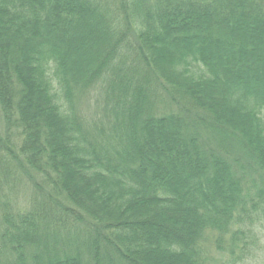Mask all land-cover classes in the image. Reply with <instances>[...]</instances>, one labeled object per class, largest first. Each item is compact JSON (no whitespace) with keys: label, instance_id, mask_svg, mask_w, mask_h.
<instances>
[{"label":"trees","instance_id":"1","mask_svg":"<svg viewBox=\"0 0 264 264\" xmlns=\"http://www.w3.org/2000/svg\"><path fill=\"white\" fill-rule=\"evenodd\" d=\"M263 225L264 0H0V264H245Z\"/></svg>","mask_w":264,"mask_h":264},{"label":"rangeland","instance_id":"2","mask_svg":"<svg viewBox=\"0 0 264 264\" xmlns=\"http://www.w3.org/2000/svg\"><path fill=\"white\" fill-rule=\"evenodd\" d=\"M84 100V99H81ZM79 112L86 117L87 120L92 121L93 119H97L103 116V113L101 110H97L96 105H88L86 102L81 101V103H78ZM19 188L15 191L17 199H14L15 205L22 209H28L29 205H31L32 197H31V188L25 187L21 184H19ZM263 238L261 240L260 237V243L261 248L253 257L245 264H264V225L262 228Z\"/></svg>","mask_w":264,"mask_h":264}]
</instances>
